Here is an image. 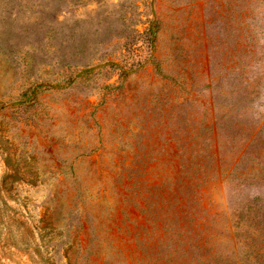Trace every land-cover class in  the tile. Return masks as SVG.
Instances as JSON below:
<instances>
[{"label":"rangeland","instance_id":"rangeland-1","mask_svg":"<svg viewBox=\"0 0 264 264\" xmlns=\"http://www.w3.org/2000/svg\"><path fill=\"white\" fill-rule=\"evenodd\" d=\"M0 264H264V0H0Z\"/></svg>","mask_w":264,"mask_h":264},{"label":"trees","instance_id":"trees-1","mask_svg":"<svg viewBox=\"0 0 264 264\" xmlns=\"http://www.w3.org/2000/svg\"><path fill=\"white\" fill-rule=\"evenodd\" d=\"M214 256H216V254H214Z\"/></svg>","mask_w":264,"mask_h":264}]
</instances>
